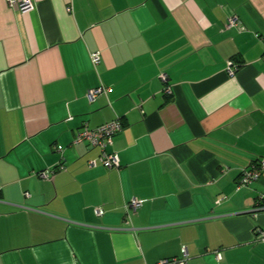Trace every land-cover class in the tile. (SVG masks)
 I'll use <instances>...</instances> for the list:
<instances>
[{
  "label": "crops",
  "instance_id": "crops-1",
  "mask_svg": "<svg viewBox=\"0 0 264 264\" xmlns=\"http://www.w3.org/2000/svg\"><path fill=\"white\" fill-rule=\"evenodd\" d=\"M33 3L0 0V264H264V0ZM116 117L106 167L74 136Z\"/></svg>",
  "mask_w": 264,
  "mask_h": 264
},
{
  "label": "built area",
  "instance_id": "built-area-1",
  "mask_svg": "<svg viewBox=\"0 0 264 264\" xmlns=\"http://www.w3.org/2000/svg\"><path fill=\"white\" fill-rule=\"evenodd\" d=\"M8 4L12 7L20 8V9H28L33 6V0H7ZM238 20L236 17H230L227 22V26L237 24ZM92 62L96 64L99 61L100 55L98 51L91 53ZM229 74H233L235 67L231 61L228 62V66L226 68ZM163 81H167V75L165 73H161L160 75ZM108 87L106 86H97L92 87L87 90L86 96L89 99H93L97 94L106 92ZM165 90L167 92L170 91V87L167 84L165 86ZM122 127V124L118 117L111 119L109 121H105L96 126H90L87 123H83L81 127L77 130L74 141H88L91 145L97 146L100 150L99 159L106 166H116L118 165V158L113 151L108 149L109 145L112 143L113 135L116 131H118ZM90 164L94 163V160L88 161ZM63 165H60L62 167ZM264 171V156L256 159L249 166L245 167L240 173L237 179V187L242 185H246L249 182L257 179ZM49 169H44L38 171L40 176H49ZM141 203L140 199H136L132 197L128 202L127 206L136 208ZM100 210H98L99 212ZM261 238L264 237L263 230H259L257 233ZM182 254L180 257H165L156 262V264H186L188 258V252L186 247H182Z\"/></svg>",
  "mask_w": 264,
  "mask_h": 264
}]
</instances>
